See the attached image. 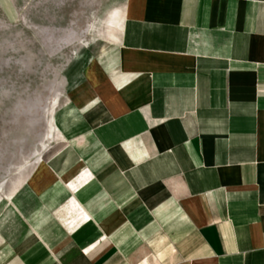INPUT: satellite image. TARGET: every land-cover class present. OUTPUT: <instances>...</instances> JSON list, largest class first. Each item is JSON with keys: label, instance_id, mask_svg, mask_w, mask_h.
I'll list each match as a JSON object with an SVG mask.
<instances>
[{"label": "crops", "instance_id": "crops-1", "mask_svg": "<svg viewBox=\"0 0 264 264\" xmlns=\"http://www.w3.org/2000/svg\"><path fill=\"white\" fill-rule=\"evenodd\" d=\"M118 3L0 264H264V0Z\"/></svg>", "mask_w": 264, "mask_h": 264}, {"label": "rangeland", "instance_id": "rangeland-1", "mask_svg": "<svg viewBox=\"0 0 264 264\" xmlns=\"http://www.w3.org/2000/svg\"><path fill=\"white\" fill-rule=\"evenodd\" d=\"M119 0H0V218L27 189L50 142L68 75Z\"/></svg>", "mask_w": 264, "mask_h": 264}]
</instances>
